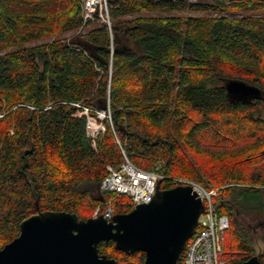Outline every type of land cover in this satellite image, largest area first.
Instances as JSON below:
<instances>
[{"label":"trees","instance_id":"1","mask_svg":"<svg viewBox=\"0 0 264 264\" xmlns=\"http://www.w3.org/2000/svg\"><path fill=\"white\" fill-rule=\"evenodd\" d=\"M107 9L109 25L84 21L79 0H0V248L35 202L81 219L97 207L129 212L127 197L99 191L123 150L164 175L160 189L175 178L216 189L228 264L252 255L264 264L238 219L264 212V0H107ZM229 79L261 93L234 100ZM85 109L110 113L94 143ZM97 248L116 264L144 260L111 240Z\"/></svg>","mask_w":264,"mask_h":264},{"label":"water","instance_id":"2","mask_svg":"<svg viewBox=\"0 0 264 264\" xmlns=\"http://www.w3.org/2000/svg\"><path fill=\"white\" fill-rule=\"evenodd\" d=\"M230 98L250 102L261 91L237 79L224 81ZM100 201H104L101 197ZM204 209L190 184L160 189L149 203L127 213L81 219L76 213L39 209L19 223V233L0 248V264H116L98 252L101 241H113L125 253L141 251L142 264H179L187 239ZM238 264H262L252 255Z\"/></svg>","mask_w":264,"mask_h":264},{"label":"built area","instance_id":"3","mask_svg":"<svg viewBox=\"0 0 264 264\" xmlns=\"http://www.w3.org/2000/svg\"><path fill=\"white\" fill-rule=\"evenodd\" d=\"M79 2L84 21H91L99 17L108 25L110 24L107 0H79ZM98 13L99 16H97ZM87 112L88 109H85L86 133L94 143L96 136L103 132L105 127L102 121L91 119ZM97 113L110 119L109 111L100 110ZM122 154L124 157L122 163L116 167L106 166V175L99 183V190L127 197L132 207L140 203H149L156 192V183L164 178V175L155 170L142 169L132 163L123 150ZM173 182L176 185H192L193 190L204 204L195 231L186 241L181 255V264H225V261L220 258V254L223 253V238L225 231L229 229L230 220L228 215L219 213L216 204L212 201L216 191L207 190L198 183L179 178H175ZM103 214L110 218L113 215L112 208L107 207ZM97 215H99V207L92 213L94 217Z\"/></svg>","mask_w":264,"mask_h":264},{"label":"rangeland","instance_id":"4","mask_svg":"<svg viewBox=\"0 0 264 264\" xmlns=\"http://www.w3.org/2000/svg\"><path fill=\"white\" fill-rule=\"evenodd\" d=\"M191 2H198V3H207L209 0H189ZM100 14L98 13L97 16H99ZM106 19V18H105ZM97 19L91 20V21H96ZM99 21H104L103 19H99ZM88 27H86L85 29H87ZM83 29H77V30H73V31H69L67 33L64 34V37L67 38V40L76 38ZM44 40V39H43ZM42 41V40H40ZM101 113V112H100ZM264 117V114L262 115ZM91 119H94L96 121H102V119H104V117L98 113H96V116H90ZM103 123V122H102ZM104 125V124H103ZM104 132V131H103ZM103 132L99 133L98 135L102 134ZM98 135L96 137H98ZM182 179V178H179ZM185 180V179H182ZM189 181V180H186ZM189 182H193V181H189ZM196 183V182H194ZM216 191V189H214ZM100 191V190H99ZM232 213L234 214V211H232ZM238 219L239 222L241 223V225L243 226V228L245 229V231L247 232L251 243L254 246L255 252L256 254L259 253L260 251H262L263 247H264V212L263 213H253V212H245V213H240L238 214ZM229 231L226 230L225 234L228 235ZM224 234V236H225ZM224 239V238H223ZM220 258L225 261V264H228V262L231 259V255L229 253H222L220 254Z\"/></svg>","mask_w":264,"mask_h":264}]
</instances>
